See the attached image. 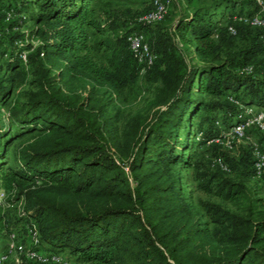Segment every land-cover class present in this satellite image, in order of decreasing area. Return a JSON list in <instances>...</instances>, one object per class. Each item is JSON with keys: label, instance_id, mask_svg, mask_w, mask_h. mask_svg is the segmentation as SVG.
<instances>
[{"label": "trees", "instance_id": "obj_1", "mask_svg": "<svg viewBox=\"0 0 264 264\" xmlns=\"http://www.w3.org/2000/svg\"><path fill=\"white\" fill-rule=\"evenodd\" d=\"M94 1L8 0L1 6L0 44L6 38L13 48L2 52L9 82L27 64L34 90L25 103L10 107L14 123L0 121V233L9 238L14 232L24 242L12 225L10 212H17L24 232L36 227V250H67L84 264H264V199H248L244 214L200 201L210 221L225 230L214 243L209 222H201L186 199L180 172L200 169L197 148H223L224 135L245 120L244 109L264 108L263 29L234 19L264 18V6L254 0L213 7L179 0L180 12L144 24L140 15L102 22ZM221 2L226 9L217 14ZM27 9L35 47L10 31ZM134 31L143 33L156 56L143 73L127 40ZM102 50L104 60L95 55ZM246 66L250 73L242 71ZM76 81L89 84L84 98L63 90ZM138 81L152 95V113L131 121L119 139L118 108L111 114V97L95 98V84L118 93ZM6 84L0 79L3 104L10 95ZM251 129L259 130L249 127L247 135ZM25 135L31 138L13 149L10 165L14 142ZM237 160L255 176L251 143ZM210 161L216 171L198 172L199 186L225 199L243 196L242 182L221 175L232 171L231 160L215 152Z\"/></svg>", "mask_w": 264, "mask_h": 264}, {"label": "rangeland", "instance_id": "obj_2", "mask_svg": "<svg viewBox=\"0 0 264 264\" xmlns=\"http://www.w3.org/2000/svg\"><path fill=\"white\" fill-rule=\"evenodd\" d=\"M8 0H1L0 1V22L2 21L1 11L2 5H4ZM225 1V0H197L198 6H212L215 2ZM152 0H95L94 7L96 10V14L99 16L100 20L103 22L102 19H107L109 17H116L119 20H129L131 18H135L138 15H142L146 11L149 10L151 6ZM174 5H169L168 14H175L180 12L183 9V5L179 0L176 2H172ZM222 7L217 11L219 14L220 10L226 9V3L221 2ZM264 13V8L262 9ZM231 12L229 8L225 13L227 18ZM23 18L25 20L19 23L16 27H14L10 31L12 33H19L24 34V39L27 44L35 47L39 41L32 35V30L34 27V22L30 19L29 9L24 11ZM18 18V17H11V20ZM5 24V23H4ZM240 43V42H239ZM18 46H21V43H17ZM12 48V44L9 42V39L4 38L1 40L0 44V79L3 82L7 83L6 85L10 88V95L7 99V103L3 104L0 102V121L5 124H12L14 123L12 120L10 121L8 116V111L12 105H22L26 102L27 94L29 91L34 90L33 84L31 81L33 79L32 76V67L29 65H24V72L17 76L13 82H9L10 75L12 72L5 69V56L2 55V52L10 51ZM96 57L100 60H104L107 57V53L105 51H99L95 53ZM25 59V58H24ZM26 62V61H25ZM54 72V71H53ZM88 82L82 81L74 82L68 88H64V92L69 94L72 98H76L78 95L81 98H84L87 95V90L89 89ZM142 83L138 81L136 85L126 87L118 93L111 91L107 86H100L95 84V98L107 100L108 96L111 97L109 102L111 105L107 109L111 114H114L119 111V115L117 117L116 126H117V134L119 139H123V132L128 129L129 123L131 121L136 122L137 120L143 121V119L148 120L150 114L152 113V108H150V100L152 98L151 93L144 87L141 88ZM139 87V88H138ZM106 92V93H104ZM109 97V98H110ZM12 129L15 127L12 125ZM246 139H240L236 141L234 148L232 150H228L225 147L218 148L217 150L213 151L209 145H204L197 148L195 159L200 163V169L196 170L193 168L189 169H182L181 175L183 176V190L186 196L187 201L193 207L194 212L200 218L201 222L208 221L211 232V240L212 242H216L218 237L222 238L225 237L224 229L220 225L213 224L208 216L206 215L205 211L203 210L202 206L200 205V201H209L214 202L221 205L223 208L228 209L232 212L238 214L245 213V207L248 203V199H256L262 198L264 199V172L260 177H256L253 175H248L244 172V167L239 161L237 160L239 154L243 153L244 151L249 152V143L252 144V141L260 142L262 148L264 149V132H261L257 129H251L249 131V135ZM30 135H25L20 139L14 142V147L12 151L9 153V163L10 165H14V152L13 149L17 147V145L26 143L30 140ZM108 147L111 151L114 152V147L111 143L108 144ZM220 152L224 153L230 160L233 166L232 171H226L221 173L223 177H227L234 182H242L245 186L246 192L243 196L239 197L236 200L232 199H225L221 196L216 195L214 192L203 190L199 186V179L197 177L198 172L210 171L215 172L216 170L211 167V161L213 153ZM117 158V157H116ZM1 198V196H0ZM12 219V225L16 229V231L20 235V239L22 238L26 246H31L30 240L28 237V232H24V221L19 219V215L17 212H10ZM219 229L220 233L218 232L217 235L213 236V231ZM224 234V235H223ZM17 238H18V234ZM8 246H9V238L6 235L0 233V255H5L8 253ZM45 247L44 251L50 252ZM61 256L66 259L70 264H84L77 260V258L69 253L67 250L61 251ZM9 257L6 259L8 262L4 264H15L14 258L16 253L8 254ZM20 257L21 264H30L29 262H23L22 257Z\"/></svg>", "mask_w": 264, "mask_h": 264}, {"label": "built area", "instance_id": "obj_3", "mask_svg": "<svg viewBox=\"0 0 264 264\" xmlns=\"http://www.w3.org/2000/svg\"><path fill=\"white\" fill-rule=\"evenodd\" d=\"M254 1L261 7L264 6V0ZM172 2H176V0H153L152 9L138 16L137 20L144 24H150L162 20L168 11L169 5ZM234 19H239L240 21H243L251 26L260 27L263 29L264 32V18L260 15H253L251 17H234ZM229 30L231 31V33L235 34V29L233 27H229ZM127 40L129 43L130 50L132 51L138 63L141 65V73H143L147 68H149L153 64V61L156 56L150 51V48L145 41L143 33L139 31H134L127 36ZM242 71L250 73L252 71V67L246 66L242 69ZM242 116L245 117V120L234 125V127L224 135V139L220 141L223 147L228 150H232L234 148L236 141L240 139L250 138L246 134L247 128L254 126L260 131L264 132V108H246L242 112ZM252 154L255 160V176L260 177L264 170V151H262L260 145L255 141H252ZM217 163L224 170L227 169L225 164H223L220 159L217 160ZM27 230L31 246L28 247L22 242H19L17 240L16 233H10L8 253H6L5 255H0V264H4L6 259L9 257L8 254L13 252L17 254L14 258L15 264L22 263L19 257L21 255H24L31 259H36L39 262L43 263L51 262L54 264H70L61 255L53 254L44 250H36L34 246L40 244L38 231L34 225L28 226Z\"/></svg>", "mask_w": 264, "mask_h": 264}]
</instances>
